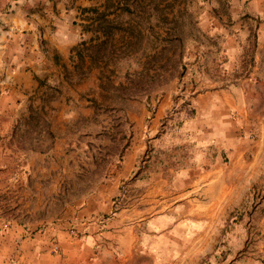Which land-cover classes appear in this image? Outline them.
Listing matches in <instances>:
<instances>
[{"label": "crops", "instance_id": "crops-1", "mask_svg": "<svg viewBox=\"0 0 264 264\" xmlns=\"http://www.w3.org/2000/svg\"><path fill=\"white\" fill-rule=\"evenodd\" d=\"M232 7L258 19L248 76L194 95V112L175 114V128L166 95L146 126L134 128L114 174L101 177L78 207V217L103 219L81 237L38 231L39 221L14 220L0 209V264H264V0H233ZM100 8L96 0H0V152H19L36 183L48 153L57 164L47 171L64 181L60 169L72 160L65 122L92 114L85 94L96 73L78 81L70 54L90 39L88 11ZM247 37L245 28L236 38ZM227 43L230 59L241 55L232 38ZM47 86L59 92L45 107ZM41 104L54 137L49 150L12 139L14 126L33 115L29 107ZM174 140L185 145L180 152L171 150ZM147 146L154 156L140 163ZM56 242L60 253L52 252Z\"/></svg>", "mask_w": 264, "mask_h": 264}, {"label": "rangeland", "instance_id": "rangeland-1", "mask_svg": "<svg viewBox=\"0 0 264 264\" xmlns=\"http://www.w3.org/2000/svg\"><path fill=\"white\" fill-rule=\"evenodd\" d=\"M232 1L139 0V5L141 3L144 8L149 2L154 3L157 12L149 20V31H135L130 35L120 32L116 36V44L113 43L116 49L129 41L133 43L130 56L122 49L121 58L97 64L84 57L79 63L81 69L76 70L78 81L87 78L92 71H95L93 73H96L97 81L90 82L95 85L85 94V102L89 103L92 114L72 115L65 122L71 139L66 148L70 153L66 152L65 155L72 157V160L70 167L65 164L67 160L61 161L67 167L60 169L65 170L64 181L57 183L53 178L57 172L54 169L47 171L46 165L57 164V160L48 153L45 156L48 164L44 162L41 168L43 173L38 174L44 178L37 183L30 179V183L28 170L25 171L20 162V153L3 148L0 152V209L9 213L14 220L29 224L39 221L41 226L36 229L38 231L48 228L55 232H66L70 236L74 228L78 232L77 236L81 237L88 226L80 223L86 217L77 216L78 207L86 196L98 190L101 177L114 174L132 139L134 128L146 126L147 116L155 112L166 95L172 102L166 114L172 118L175 128L180 124V116L175 117V114L190 111V100L194 95L208 90L226 89L248 76L258 19L243 14L240 8L232 7ZM96 3L101 4L98 11L108 5L106 0H96ZM111 5L110 12L116 7V0ZM112 13L110 18L120 14L119 11ZM121 16L122 27H127L126 22L137 21L135 17L126 19ZM94 18L95 14L90 13L87 19L89 25L86 31L90 32V39L77 46L102 38L99 23ZM245 28L248 37L241 42L236 37ZM229 38L241 49V55L233 60L228 56ZM73 57L77 63L76 56ZM120 84L130 89L133 96L127 98L119 90L115 92ZM58 92L56 86H47L45 107ZM81 100L79 98L77 102ZM77 102L71 104L75 110L80 107ZM29 109L42 120H38L39 125L31 135L27 133L28 127L23 120L17 127L18 135L26 137V145H29L26 147L30 149L49 150L54 137L51 134V140L43 132L45 122L50 131L49 109L45 110L44 105L40 108L30 106ZM84 109L88 110L87 106ZM172 145L171 150L179 152L185 147L180 140H174ZM152 152V146H147L140 155V163L150 160L154 156ZM36 160L32 158V162ZM60 174L63 175L62 172ZM48 176L51 178L48 179ZM39 186V191H35V187ZM33 209L35 212H31Z\"/></svg>", "mask_w": 264, "mask_h": 264}, {"label": "trees", "instance_id": "trees-1", "mask_svg": "<svg viewBox=\"0 0 264 264\" xmlns=\"http://www.w3.org/2000/svg\"><path fill=\"white\" fill-rule=\"evenodd\" d=\"M108 5L104 6V9L101 11L92 9L88 12L95 14V22L99 23V32L102 36V38H98V41L91 40L88 44L83 42L80 46L74 47L72 49V57L76 56L78 62L76 63V70H80L81 66H79V63L85 59L84 57L89 58L93 63H102L109 61H114L117 58H121V50L127 54V56H130L131 49H132V42H127L124 44L120 49H116L114 44H116V36L120 32H125L127 34H133V32H144L145 30L149 31V20L152 17V15L157 12V7L154 5V3L149 2L145 8L144 5L140 3L139 0H116V7H113V11H119L120 14L115 15V17L110 18L112 16V12H110V9L112 7L111 2L113 0H106ZM110 3V4H109ZM87 12V11H85ZM140 13L141 15H138ZM123 15L126 19L129 17H135L137 18V21L133 22H126L127 27H122V16ZM123 20V19H122ZM114 43V44H113ZM122 92L124 96L127 98L132 97L133 95L130 93V89H127L123 85H119V88H115V92L117 91ZM133 92V91H132ZM99 108V107H98ZM187 113L192 114L194 111L192 109H189ZM30 114H32V109H29ZM38 120H42V117H37L36 112H34L33 115H30L27 119H25L24 123L28 127L27 133L29 135L35 133V129H37ZM21 122L16 124L14 126V129L17 128L20 125ZM40 123V122H39ZM43 132L45 135H47L52 140L51 132L49 131V125L47 122L44 123V130ZM15 138L14 142H17L19 144H22L23 146H29L26 145V137L24 138L21 135H18L15 137V134L12 136V139ZM24 140L22 141V139ZM53 141V140H52ZM125 148V145L122 149Z\"/></svg>", "mask_w": 264, "mask_h": 264}, {"label": "built area", "instance_id": "built-area-1", "mask_svg": "<svg viewBox=\"0 0 264 264\" xmlns=\"http://www.w3.org/2000/svg\"><path fill=\"white\" fill-rule=\"evenodd\" d=\"M0 88H1V82H0ZM103 219L99 216H91V217H86L85 219H81L80 223L83 225H89V224H96V225H100L102 224ZM77 231L72 228L70 231V236L72 237H77ZM52 252L53 253H60V248L59 245L57 243L52 245Z\"/></svg>", "mask_w": 264, "mask_h": 264}]
</instances>
